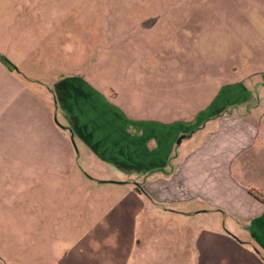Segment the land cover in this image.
Listing matches in <instances>:
<instances>
[{"label": "crops", "instance_id": "crops-1", "mask_svg": "<svg viewBox=\"0 0 264 264\" xmlns=\"http://www.w3.org/2000/svg\"><path fill=\"white\" fill-rule=\"evenodd\" d=\"M6 19L14 23L10 46L20 47L17 23L29 20ZM141 19L142 29L82 33L83 61L70 66L61 57L43 64L46 74L24 77L12 49L0 48L11 61L0 59V175L23 168L43 203H76L50 211L54 218L84 216L81 199L91 190L109 204L99 221L72 225L87 231L62 264H129L151 239L148 214L169 201L191 202L180 211L195 220L200 264H256L261 258L244 240L249 228L264 250V113L245 108L256 95L235 76L204 83L206 64L198 71L191 53L150 47L158 19ZM113 186L127 189L115 218Z\"/></svg>", "mask_w": 264, "mask_h": 264}, {"label": "rangeland", "instance_id": "rangeland-1", "mask_svg": "<svg viewBox=\"0 0 264 264\" xmlns=\"http://www.w3.org/2000/svg\"><path fill=\"white\" fill-rule=\"evenodd\" d=\"M3 16L29 20L25 25L24 21L17 23L20 47L10 46L14 23L8 19L1 23ZM142 16L158 19L150 32L160 34L151 37L150 47L164 49L172 57L175 51L182 53V58L191 53L198 71L205 69L204 63L210 69L207 78L205 73L201 76L204 83L212 79L214 84L235 76L256 95V100L245 108H258L264 113V0H0V48L12 49L24 77L46 74L48 67L45 69L43 64L56 63L61 57L70 66L83 61L77 36L107 30V25H113V33L140 28ZM0 55L11 64L7 55ZM89 56L95 58L96 53ZM42 58L46 63L41 62ZM1 124L0 118L3 127ZM137 181L143 186L142 181ZM35 185L23 168L16 177L0 175V264H62L65 251L87 231L74 230L72 225L85 221L87 226L99 221L100 212L109 207L91 190L81 199L85 203L84 216L69 211L54 218L50 211L76 203L68 200L61 206L55 199L43 203ZM126 195V188L113 186V218L119 209L116 206L127 202ZM156 205L158 210L148 214L151 239L136 246L127 262L200 264L192 231L195 220L180 211H189L191 202ZM145 217L144 212L134 220L140 223ZM55 219L60 224L67 221L68 228L55 224ZM248 233L251 230L246 228V247L260 256L256 264H264V250L255 245L253 238L249 239Z\"/></svg>", "mask_w": 264, "mask_h": 264}, {"label": "trees", "instance_id": "trees-1", "mask_svg": "<svg viewBox=\"0 0 264 264\" xmlns=\"http://www.w3.org/2000/svg\"><path fill=\"white\" fill-rule=\"evenodd\" d=\"M0 57H1V59H3L7 64H9L10 62L8 61V59L7 58H5L3 55H0ZM10 65V64H9ZM252 193L253 194H255L256 196H258L259 197V195H258V193L257 192H255V191H252Z\"/></svg>", "mask_w": 264, "mask_h": 264}]
</instances>
